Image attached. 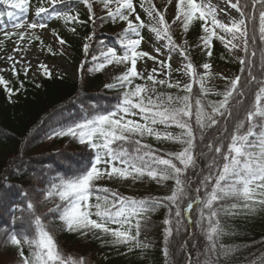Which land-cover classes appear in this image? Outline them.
I'll return each mask as SVG.
<instances>
[{"label":"snow or ice","instance_id":"6c2138e0","mask_svg":"<svg viewBox=\"0 0 264 264\" xmlns=\"http://www.w3.org/2000/svg\"><path fill=\"white\" fill-rule=\"evenodd\" d=\"M61 0H41L35 10V18L31 22L18 18L13 24L14 29L27 28L29 30L46 29L48 24L44 19L45 14L49 13L48 4L53 10L57 19H62L65 23H87L79 19V14L55 12V6ZM88 10V20L95 25L97 17L93 11L94 5L90 0H82ZM103 8L107 10V18L113 21L126 22V28L119 34L120 46L123 49L122 54H118L117 48H107L98 55L92 56L94 69L100 71L106 65L129 64L122 75L116 77L115 83H107V89H124L119 102L111 109L105 111H96L90 117H85L82 121L74 123L55 131L56 137L69 136L82 145H86L94 153L91 166L82 170L71 177L58 175L55 180L50 181V187L47 189L46 199L58 196L63 204H56L49 208L50 213H59V219L63 222L65 229L69 232H79L87 236L89 233L96 235L97 230L100 234L111 236L108 241L114 245H128L129 250L132 247L147 248L148 244L139 240L141 233V220L145 223L148 220V214L161 206L168 207L169 218L164 220L167 226L164 229L166 238V247L163 254L169 257L168 246L171 243V237L174 232L178 233L184 228L185 214L190 212L193 205H198L199 219L195 221L201 232L205 235L208 242L204 264H217L213 259V254L218 249L221 254L227 256L231 249L218 245L221 236L226 235L225 226L221 222V214L224 216H233L238 214L237 210L247 212L255 211L256 207L264 208V81H260L259 90L255 93V104L247 111L245 121L239 120L234 131L230 134V143L227 152H222L223 142L229 137L224 134L228 132L227 127L220 131V135L214 138L215 144L210 141L206 147L209 153H213L207 164L208 174L204 175L199 181V186L193 189V181L185 175L190 168L197 167V156L194 150L196 134L191 124L193 116V94L192 85L185 84L181 89L180 81L174 85L165 79L157 80L154 74H159L157 68H152L147 76L145 83H136L137 78L144 79L143 70L137 69L138 59L148 57L159 64L160 68H170L171 52L173 49H179L181 55H187L186 49L175 43L170 33V23L165 20L163 12L155 6L145 8L141 0L140 8L147 13L148 23L141 19L136 11L133 0H99ZM3 5L10 6L11 9L19 10L24 16L29 11L30 0H0ZM171 3V0H169ZM115 4L113 9L111 5ZM227 6L236 9L240 18L234 19L230 24L222 22L217 18V9L208 2V0H176L175 20L182 21L183 30L187 32L194 21H200L201 30L204 33L200 37L203 46L208 50L207 56H212L213 40H220L229 51L240 49V43L233 41H242L245 53H248L249 41L255 43V32L257 31L256 16L247 9L259 7L258 13V31L261 45H264V0H227ZM12 12L8 15L12 16ZM132 17V18H130ZM52 16H49L51 19ZM155 21V23H153ZM149 28L155 33L156 39L167 41L163 48L169 53V61L157 60L162 54L161 48H156V56L148 52L138 51L144 37L140 30ZM219 30V31H217ZM4 37L11 39L17 37L16 46L13 53L17 55H8L7 61L11 62V69L14 76H18L20 70L27 77L30 70L31 61L26 57L18 56L22 51L21 44L27 40L31 43L39 40L34 32L20 31L8 32L2 28ZM54 31V30H53ZM75 33L76 29H71ZM253 33L250 37L249 33ZM224 33L225 35H221ZM94 36V33H93ZM93 36L86 39L91 40ZM230 37V39L228 38ZM60 45L66 41L57 34ZM187 44V41L184 42ZM43 44V42H41ZM90 45H83L85 53H88ZM48 52L52 53V48L48 47ZM53 55L55 53H52ZM253 50L251 56L255 57ZM262 59H264V48H262ZM242 65H247L249 76L252 81L256 80L252 76V61L240 59ZM17 65L20 68H17ZM208 63L203 64L205 70L209 69ZM195 80L196 69L192 62L186 65ZM38 69L46 78H51V71L45 63H38ZM3 71V69H0ZM170 73H165L169 75ZM227 79V78H225ZM241 77L238 75L230 81V87L225 91L223 98L219 101H210L205 105L204 100L208 90L204 87V77H199L200 93L194 100L195 123L199 130L200 140L205 139V133L208 129H213L219 124L220 117H231L230 101L233 94L238 92V84ZM147 82H151V85ZM181 89L185 95H172L163 92H157V85H165ZM0 84L6 86L5 90L9 95L14 92L7 87V82L0 76ZM39 86V85H37ZM23 87V82H21ZM243 95V92H239ZM95 107V106H94ZM210 109V111L208 110ZM139 116V120L132 117ZM142 121V122H141ZM164 125L165 128L175 125L181 129V135L174 136L171 132H160L154 126ZM146 136L154 137L157 140L176 141L184 145L179 152L168 153V158L157 155L152 146L142 143ZM186 137V138H185ZM127 145V146H126ZM218 145V146H217ZM206 155L201 153V156ZM222 157V165L217 159ZM178 161L179 165L174 162ZM18 170V169H17ZM105 177L131 178L133 181L142 180L148 177L157 182H166L174 180L175 186L171 195L163 200L159 198L136 199L128 196H121L118 192L111 191L108 188H99L96 181ZM58 181V182H57ZM203 190V195L200 193ZM195 192L192 196L190 193ZM111 193L112 199L107 195H95V204H90L89 200L94 193ZM27 196V193H25ZM231 199L233 202L224 203ZM167 202V205H165ZM186 203V207H184ZM36 205L29 201L26 209L29 212L28 223L31 226L34 223L35 231L32 237L26 233L17 234L14 230L6 234V239L12 246L18 249L20 264H85L83 258L74 259L71 255L65 256L60 250L54 236L51 234L48 226L42 222L39 215H35ZM95 209V212L92 209ZM174 209V212H173ZM23 211V209H21ZM95 215L97 219H92ZM187 221L191 223L193 217L188 215ZM115 224L118 227L112 228ZM14 226V221H13ZM99 238V237H97ZM29 248V254L25 255L24 246ZM189 264H193L189 256ZM195 264H201L198 257ZM253 264H264V256L258 258Z\"/></svg>","mask_w":264,"mask_h":264},{"label":"trees","instance_id":"16d2710c","mask_svg":"<svg viewBox=\"0 0 264 264\" xmlns=\"http://www.w3.org/2000/svg\"><path fill=\"white\" fill-rule=\"evenodd\" d=\"M39 4H36V6L38 7ZM5 11H7L5 8L0 7V22L9 13ZM246 11L256 16L257 31L254 34L255 43L249 41V51L248 53L242 51L241 58L252 61L251 72L252 76L256 77L255 81H252L251 76H249L247 65H242L240 61H237L226 51L215 45L212 47L211 57L207 56L208 50L205 48L194 60H190L193 65L208 62L224 65L236 70L241 77L238 92L233 94V99L230 101L233 115L218 118L219 124L206 131L204 140H200L199 130L195 123L194 100L196 96L201 95L200 88L197 85L192 86L193 116L190 122L196 134L195 143L197 147L194 150V155L198 159L197 167L190 168L185 175L193 181V189L198 187L200 179L208 174L207 164L211 157L215 155L214 152H208L206 145L210 141L215 144L214 138L220 135L218 130L227 127L228 132L224 135L229 138L224 140L222 147V152H227L230 134L234 131L239 120L245 121V128L241 131L246 130L247 111L255 104V93L261 86L259 82L264 81V59H262L264 45H261L258 31L259 7L249 8ZM10 12L13 13L12 17L17 15L15 9H11ZM75 14H79V19L87 21V23H65L62 19L58 20L70 31L74 27L75 32L82 34L85 43L94 44L97 36L93 32L91 23L84 17L83 13L75 12L73 15ZM49 16L53 17L51 8L44 17ZM201 23L200 21H194L192 24L196 32L195 42L203 35ZM252 35L253 33L250 32L249 36ZM89 36H93L90 41L86 39ZM11 39L17 40V37L13 36ZM31 44L47 48L46 43L41 38L32 41ZM64 46L67 49H77V45L74 43L66 42ZM110 47L116 48L113 42H109L105 49ZM253 50L256 52L255 57L251 56ZM2 77L7 82V87L14 92L10 96L5 90L6 86L0 84V232L4 237L3 245L4 247L7 246V250L12 246L6 239L7 233L14 230L17 234L26 233L29 237L34 234L35 226L34 223L31 226L29 225V212L26 209V204L31 201L36 205L35 215L41 216L42 222L48 226L62 253L65 256L77 255L81 257L80 252L83 249L85 251L83 257L84 261L86 260L85 264H88L90 258H92L90 257L91 252L95 255L115 251L125 254L126 257H124L125 260L121 259L119 264H186L188 255H190L193 264H195L198 257L201 264H203L208 242L195 223L198 218V206L190 214L193 217L192 223L190 224L185 219L186 226L180 232H174L171 237V243L167 245L170 253L167 261L163 254L166 239H168L164 232L167 226L164 224L166 216L163 214L167 211V206H161L150 212L146 223L141 220L139 240L148 244V247H132L131 250H129L128 245H114L108 242L112 240V237L102 235L98 230L96 235L89 233L87 236L81 235L79 232H69L59 219V213L48 211L49 208L55 207L58 203L63 204L58 196L46 199L47 189L50 187L49 182L55 180L58 175L67 178L90 167L94 153L86 145L79 143L80 146H78L76 140L72 141L74 144L70 142L67 147L59 152L43 153L38 152V148L43 146L46 140L54 137L55 131L80 122L85 117L95 114L96 111L111 110L121 99L124 89H107L101 76L87 78L82 83H75L56 74H51V78H46L43 75L39 86H37L38 84L34 79L28 76L25 77L22 70L18 72V76H14L11 71L9 77ZM146 81L137 78L134 80V84L145 83ZM21 82H23V87H21ZM147 83L149 86L151 85V82ZM156 88L158 93L163 92L174 96L186 94L175 87L168 88L157 85ZM240 91L243 92V95L239 94ZM221 99V97L207 94L204 103L207 105L210 101ZM208 110L210 111V109ZM142 143L150 144L157 155L165 158H168V153L179 152L184 147L179 142L157 140L151 136L144 137ZM76 147L81 149L76 150ZM202 152L206 155L201 156ZM217 159L222 165V157ZM174 162L180 166L178 161L174 160ZM143 179L151 180L148 177ZM25 193H27V196H25ZM95 195H107L109 199H112L110 192L94 193L89 200L90 204L96 203ZM190 195L195 196L196 193L193 191ZM200 195H203V190ZM150 197L141 193L140 196L134 198L147 199ZM165 197L163 195L152 196L151 198L163 200ZM231 202L233 201L229 199L227 202L222 203L227 207V204ZM165 205H167V202H165ZM184 207H186V203ZM41 208L44 209L43 212H40ZM259 208L261 209L258 210ZM262 210L264 208L257 206L255 211L252 212L237 210L238 214L233 216L221 214L220 219L227 234L221 236L217 243L231 249V251L225 256L218 249L212 257L217 260V264H253L258 258L264 256L262 255L264 251ZM92 211L95 212V209L93 208ZM92 219H97V217L93 215ZM110 227L116 228L118 226L112 224ZM24 251L25 255L29 254L27 245L24 246ZM77 256L75 258L79 259ZM0 264L11 263L3 262ZM15 264H20V261Z\"/></svg>","mask_w":264,"mask_h":264},{"label":"rangeland","instance_id":"374dc122","mask_svg":"<svg viewBox=\"0 0 264 264\" xmlns=\"http://www.w3.org/2000/svg\"><path fill=\"white\" fill-rule=\"evenodd\" d=\"M40 2L41 0H30L29 11L26 16H24V14L19 10H16L17 15H14V17L6 15L3 21L0 22V28L8 32H34L36 36H39L46 43L47 48H43L42 46L33 45L28 41H24L21 44V47L24 48L25 51H22L18 54V56L26 57L27 60L31 61V64L29 66L30 70L27 76L34 79L38 85H41V79L43 76L42 70L38 69V63H45L49 67L51 74L59 75L75 83H82L87 78L98 76L102 77L105 85L107 83H115L117 82L116 77L122 75L125 71H127V68L130 67L129 64L113 63L111 65H106L105 68L100 71H96L94 69L95 62L92 60V56L98 55L101 51L106 50L105 48L109 42H113L115 47L119 50L118 54H122L123 49L120 46L119 34L127 26L126 22L119 21L118 18L115 21L107 18V10L103 8V5L99 2V0H90V2H92L94 5L93 11L96 13L97 17L104 18L102 20L97 18L95 21V25L91 21H89L92 25L95 36H97V39L95 40L94 44H89L90 47L88 53H85L83 48L85 42L82 34L77 32L73 33L67 27H64L62 23L54 17V13L51 19H49V17H44L45 21L48 24V28L46 29L29 30L27 28L14 29L12 27V24L18 18L24 19L27 22H31L35 18V10L37 8L36 4H39ZM143 2L145 4V8L155 6L159 11L164 13L165 20L170 23V33L175 43L184 47L187 52V55L185 56L180 54L179 49H173L171 52V60L169 61V53L166 49L163 48V45H165L167 41L164 39L157 40L155 33L151 32L149 28L141 29L140 32L144 37V40L142 41L138 51L148 52L151 55L156 56L155 49L159 47L162 50V54L157 57V60L169 61L170 64V68L166 67L161 69L156 61L151 60L148 57L138 59L137 69L143 70L144 79L147 80L149 72L152 68L155 67L158 69L159 73L154 74L155 79H165L173 85L177 81H180L182 89L185 84H191L192 86L197 85L200 88L199 77L203 76L204 87L208 90L207 94L223 98L222 94L230 87V81L238 76L237 71L224 65L214 64L210 62H208L210 67L207 70L203 68V64H195L193 65L196 69V78L194 80L192 74L188 72L186 65L189 60H194V58H196V56L205 49L200 38L195 42L196 32L194 27L190 25L189 30L187 32H184L182 21L175 20L176 0H171V3H169V0H143ZM208 2L217 9V18L222 22L230 24L232 20H238L240 18V14L236 9L227 6V0H208ZM133 3L136 7L137 13H139V15L141 16V19L148 23L147 13L139 6L141 0H133ZM45 6L51 8L48 4H45ZM0 7L3 9L5 8L7 10L5 12L7 13L11 11L10 6L3 5L2 3H0ZM111 7L114 9L115 4L111 5ZM55 12L70 14L80 12L83 13L84 17L88 20V10L83 4L82 0H61V2H59L55 6ZM153 23H155V21H153ZM57 34L65 39L67 43L76 44L77 49H67L64 45H60L57 39ZM221 35L225 34L221 33ZM228 38L230 39V37ZM185 41H187V44L184 43ZM16 42L17 40L6 39L4 37L3 31H0V69H3V71H0V76L9 77L10 72L12 71L11 62L7 61L6 58L8 55H17L12 51L16 46ZM233 42L240 43L241 48L229 51L225 44L217 39L213 40V45L226 51L237 61H240L242 57L241 49L243 48L242 41ZM48 47L52 48V53H55L54 55L48 52ZM17 68L19 69L20 66L17 65ZM165 73L170 74L165 75ZM163 86L168 87L167 83ZM132 118L139 120V116ZM154 127L160 132H171L174 136L181 135L182 132V130L177 128L175 125H171L167 128H165L164 125H156ZM72 141H74V139L69 136H65L62 138L54 136L46 140L45 144L39 147L37 151L43 153H47L50 151L59 152L64 147H67L70 142L73 143ZM164 141L176 142L170 140ZM77 143L78 146H80L78 141ZM80 149V147H76V150ZM151 180L142 179L133 181L131 178L125 180L118 177H113L111 179L105 177L104 179L96 181L95 183L99 188L106 187L111 191L118 192L121 196H128L133 198L140 196L141 193L148 195L149 197L171 195V191L175 186L174 180H168L166 182H157L155 180ZM197 206L198 205L194 204L192 210L185 214L186 220L187 216L190 215ZM260 209L261 208H259L258 210ZM43 210L44 209L41 208L40 212H43ZM261 213L263 215L262 219H264V210H262ZM163 214L166 216V218H169L168 209ZM197 219H199V216ZM203 236L206 239L204 234ZM4 241V237L0 232V263H18L20 261L18 256V249L15 246H11V248H8L7 250V246L4 247L3 245ZM84 253L85 251L82 249L80 252L81 257L77 255L75 256H77V258H83L85 256ZM262 255H264V251L262 252ZM75 256L72 257L76 259ZM189 256L190 255H188L186 264H189ZM90 257L92 258H90V260L88 258V264H119L121 259L125 260L126 258L125 254L120 253L119 251L106 252L95 255L91 252Z\"/></svg>","mask_w":264,"mask_h":264}]
</instances>
